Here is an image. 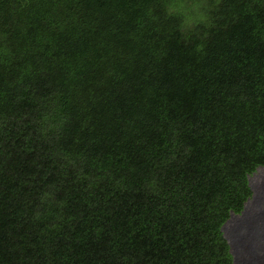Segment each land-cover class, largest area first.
Returning a JSON list of instances; mask_svg holds the SVG:
<instances>
[{"label": "trees", "instance_id": "16d2710c", "mask_svg": "<svg viewBox=\"0 0 264 264\" xmlns=\"http://www.w3.org/2000/svg\"><path fill=\"white\" fill-rule=\"evenodd\" d=\"M259 167L264 0H0V264H234Z\"/></svg>", "mask_w": 264, "mask_h": 264}, {"label": "bare ground", "instance_id": "6f19581e", "mask_svg": "<svg viewBox=\"0 0 264 264\" xmlns=\"http://www.w3.org/2000/svg\"><path fill=\"white\" fill-rule=\"evenodd\" d=\"M259 174L257 175L261 179L259 184L253 185L249 180L253 194L244 210L240 214L232 215L222 227L234 264H264L263 169Z\"/></svg>", "mask_w": 264, "mask_h": 264}, {"label": "rangeland", "instance_id": "374dc122", "mask_svg": "<svg viewBox=\"0 0 264 264\" xmlns=\"http://www.w3.org/2000/svg\"><path fill=\"white\" fill-rule=\"evenodd\" d=\"M193 5V4H192ZM191 9L194 11V6H191ZM191 9L190 10H188L187 11V14H190V11H191ZM186 12V11H185ZM191 19L192 18H189V20L191 21ZM261 168H259V171H257L254 175H251L250 176V181H251V184H253V185H257V184H259L260 182H261V179L258 177L260 174H259V172L261 171L262 172V169H263V173H264V168H262L261 170H260ZM259 174V175H258ZM258 175V176H257ZM252 206V205H251Z\"/></svg>", "mask_w": 264, "mask_h": 264}, {"label": "clouds", "instance_id": "9594fccd", "mask_svg": "<svg viewBox=\"0 0 264 264\" xmlns=\"http://www.w3.org/2000/svg\"><path fill=\"white\" fill-rule=\"evenodd\" d=\"M259 168H262V167H259ZM259 168H257V169H259ZM256 172H257V170H256ZM254 174H255V172L252 173L251 175H254ZM251 175H250V176H251ZM250 176H249V180H250ZM262 179H263V178H262ZM250 182H251V181H250ZM249 186H250V185H249ZM246 203H247V201H246ZM246 203H245V205H246ZM245 205H244V206H245ZM243 208H244V207H243ZM242 210H243V209H242ZM238 214H239V213H238ZM232 215H234V214H231V216H232ZM231 216H230V217H231ZM226 221H227V220H226ZM226 221H225V222H226Z\"/></svg>", "mask_w": 264, "mask_h": 264}]
</instances>
